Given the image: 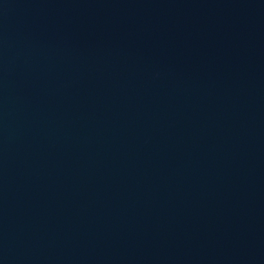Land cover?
<instances>
[{
	"label": "water",
	"instance_id": "obj_1",
	"mask_svg": "<svg viewBox=\"0 0 264 264\" xmlns=\"http://www.w3.org/2000/svg\"><path fill=\"white\" fill-rule=\"evenodd\" d=\"M0 264H264V0H0Z\"/></svg>",
	"mask_w": 264,
	"mask_h": 264
}]
</instances>
